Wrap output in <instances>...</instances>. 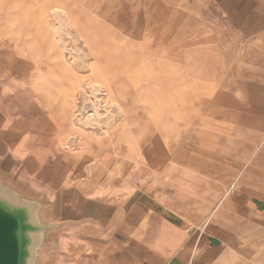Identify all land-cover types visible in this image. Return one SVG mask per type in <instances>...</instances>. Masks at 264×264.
I'll use <instances>...</instances> for the list:
<instances>
[{
  "label": "rangeland",
  "instance_id": "1",
  "mask_svg": "<svg viewBox=\"0 0 264 264\" xmlns=\"http://www.w3.org/2000/svg\"><path fill=\"white\" fill-rule=\"evenodd\" d=\"M168 1L167 15L156 10L152 23L140 28L142 0H0V92L6 95L0 116L11 107L29 118L28 130L48 146L41 152L50 150L64 169H82L81 178L92 175L108 189L156 199L194 201L193 209L203 214L192 228L214 221L220 232H210L228 244L230 264H264V162L257 160L264 153V53L246 60L242 48L264 33V6L238 30L210 6L212 0ZM183 7L198 12L199 23L216 25V37L196 39L194 27L177 32L172 14ZM66 16L75 30L86 25L93 39L106 41L102 68L93 69L99 55L91 45L77 49L72 29L63 26ZM235 49L244 102L225 65ZM87 53L86 65L76 62ZM43 67L57 74L50 80ZM101 78L103 87L95 92L93 82ZM30 80L37 96L28 106ZM151 141L168 159L166 171L155 177L148 171ZM120 142L130 145L117 161L113 148ZM157 148L150 154L160 162ZM217 179L230 187L229 209L213 184ZM152 180L162 184L155 192ZM239 197L246 207L236 206ZM253 202L260 217L251 215ZM215 207L216 218L210 216ZM222 258L220 264H227Z\"/></svg>",
  "mask_w": 264,
  "mask_h": 264
},
{
  "label": "crops",
  "instance_id": "2",
  "mask_svg": "<svg viewBox=\"0 0 264 264\" xmlns=\"http://www.w3.org/2000/svg\"><path fill=\"white\" fill-rule=\"evenodd\" d=\"M166 2L169 4L170 1ZM209 3L217 12H224L230 26L238 30L250 26L252 17L264 6V0H212ZM263 36L264 33H260L242 46L244 59L250 60L264 53ZM248 42L251 44L245 48ZM216 64L220 69L221 64ZM226 68L231 82L236 83L242 92L244 102L247 95L234 66L230 68L226 65ZM5 96L0 92L1 98L5 99ZM5 113L2 118L0 116V129L11 130L15 142L12 145L5 140L0 153L11 160L21 175L46 188L53 198H58L60 208L67 215L87 218L81 226L63 235L56 264H220L222 255V259L230 264V248L224 251L228 244L210 232H220L214 221L207 222L205 228H192L193 219L203 214L198 207L193 209L194 201L185 202L182 198L178 204L165 197L156 199L147 193L108 189L100 178L92 175L77 177L75 174L81 173L82 169L77 173L74 167L69 168L68 175L60 162L53 161L54 153L45 148V153L40 154L48 146L35 132L28 130L29 118L19 116L11 107ZM148 147V171L155 177L154 174L166 171L168 159L154 142ZM155 148L163 154L160 162L151 158L150 152ZM81 158L75 160L81 162ZM227 159L230 160V157ZM257 160L264 162L263 152L258 154ZM47 173L52 176L48 177ZM213 184L224 193L223 207L231 208L234 204L230 199V187L219 179ZM156 185L161 188L162 184L153 182L151 191H156ZM234 201L238 208L247 206L244 198ZM199 203L205 207L209 204L204 200ZM255 205L256 202H253L251 215L260 217L254 213L261 212ZM213 210L210 216L218 217L219 209Z\"/></svg>",
  "mask_w": 264,
  "mask_h": 264
},
{
  "label": "water",
  "instance_id": "3",
  "mask_svg": "<svg viewBox=\"0 0 264 264\" xmlns=\"http://www.w3.org/2000/svg\"><path fill=\"white\" fill-rule=\"evenodd\" d=\"M85 220L0 153V264H56L63 235Z\"/></svg>",
  "mask_w": 264,
  "mask_h": 264
},
{
  "label": "bare ground",
  "instance_id": "4",
  "mask_svg": "<svg viewBox=\"0 0 264 264\" xmlns=\"http://www.w3.org/2000/svg\"><path fill=\"white\" fill-rule=\"evenodd\" d=\"M142 8H141V11L137 14V21H138V24L140 26V28H143L144 26H149L151 23H152V17H153V14L155 13L156 10H160L163 15H167L168 12V8H167V3L164 1V0H142ZM197 10V9H196ZM199 16L200 14L198 12H195L191 9H186L185 7L183 8H180L178 10H175L172 14V17H173V22L175 24V28H178V31L177 32H180L182 31L183 29H189V27H194L195 28V31H194V37L196 39H199V38H203L205 39L206 36H208V34L211 35V37L214 39V37H216L215 35L217 34L218 32V27L216 25H211V24H208V23H199L198 19H199ZM63 26H67L72 29V32L73 34L75 35L76 39H77V44H76V47L77 49H84V48H87L89 49L90 48V45L93 47V50H95L97 52V54L99 55V58L97 60V64L94 65L93 69H98V68H102L103 67V64H101V61H102V58L104 57V55H106L105 51L107 50L106 48V41L100 38H95L93 39L92 38V35H91V32L90 30L88 29L89 31V34H88V31H86V25H83L82 28H80L79 30H75L74 27H75V22H74V19L72 16H66L63 18ZM62 26V27H63ZM220 28V27H219ZM209 35V36H210ZM264 37V36H263ZM210 39V38H209ZM258 39V38H257ZM217 42L218 41H221V39L218 37L217 39ZM93 41V42H92ZM260 43V42H259ZM250 42H248L246 45H245V48L247 46H250ZM263 44V43H262ZM264 46V45H263ZM243 48V47H242ZM85 52V51H84ZM70 51L68 52V55H70ZM229 57H227V62H226V65L227 66H230V68L233 67V64H234V61H235V58L237 57L238 55V50L235 49V50H231L229 53ZM81 55V54H80ZM87 54H85L84 56H81V57H78L76 59V62H82V64L86 65L87 64ZM91 55V54H90ZM230 56H231V59H230ZM75 62V60H74ZM75 62V63H76ZM77 62V63H78ZM76 63V64H77ZM93 63V62H92ZM83 65V66H84ZM93 65V64H92ZM106 66V65H104ZM79 67V66H78ZM44 69V72L45 74H48V75H45L44 76L46 78H49L50 77V80L53 79V77L51 78V76L54 74H57V71L54 69V68H47V67H43ZM48 71V72H47ZM47 72V73H46ZM60 73V72H59ZM62 73V72H61ZM60 75V74H59ZM41 77H39V74H36L35 76H33V79H39L40 80ZM104 79L101 78V80H97V81H94L93 82V89L95 92H98L102 89L103 85L101 83V81H103ZM32 80H30V84L27 86L28 89L30 90V93L31 95H29L27 97V100H26V104L29 106L31 104V100L32 99H35L36 96H37V92L34 88L31 87V84H32ZM107 82V81H106ZM66 84H69L70 83H66ZM105 84V83H104ZM117 87H120L122 86V83H117L116 84ZM238 90V89H237ZM246 96V95H245ZM236 97V96H235ZM240 101V100H239ZM116 104V103H115ZM60 111V108L58 110H56V115L57 113ZM99 115V114H98ZM99 117V116H98ZM97 117V118H98ZM95 119H96V116H95ZM81 121L82 123H84V121L82 119H78V121ZM95 121V120H94ZM100 122V121H99ZM98 123V122H97ZM15 135L13 134V132L11 130H8V131H3V129H0V148L2 149L3 148V143L5 142V140H9L11 142L12 145H14V142H15ZM152 143V142H151ZM150 144V143H149ZM130 144H126V143H123V142H120V143H117L115 146H114V152L117 154V161L119 159H122L124 158V153L128 150V147H129ZM152 145V144H151ZM150 145V146H151ZM149 148V147H148ZM150 149V148H149ZM41 155L43 154L42 152L40 153ZM231 160V159H230ZM65 172L70 175V171H69V168L65 166ZM81 173L79 174H75L77 177L80 175ZM47 176L48 177H51L52 175H49L47 173ZM51 179V178H50ZM52 180H54L52 178ZM216 183V182H215ZM222 187V186H221ZM223 191V190H222ZM97 198H102L100 196H96ZM139 210H141V207L139 206L138 208ZM141 212V211H140ZM255 255V254H254ZM251 258V257H250Z\"/></svg>",
  "mask_w": 264,
  "mask_h": 264
}]
</instances>
